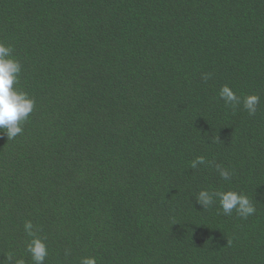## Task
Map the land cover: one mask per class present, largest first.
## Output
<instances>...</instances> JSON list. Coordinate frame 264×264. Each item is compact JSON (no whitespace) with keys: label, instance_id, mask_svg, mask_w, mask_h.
Listing matches in <instances>:
<instances>
[{"label":"trees","instance_id":"1","mask_svg":"<svg viewBox=\"0 0 264 264\" xmlns=\"http://www.w3.org/2000/svg\"><path fill=\"white\" fill-rule=\"evenodd\" d=\"M0 41L35 101L0 132V264H33L26 220L44 264H264V0H0ZM201 189L256 212L202 209Z\"/></svg>","mask_w":264,"mask_h":264},{"label":"clouds","instance_id":"2","mask_svg":"<svg viewBox=\"0 0 264 264\" xmlns=\"http://www.w3.org/2000/svg\"><path fill=\"white\" fill-rule=\"evenodd\" d=\"M20 73L21 64L13 57L12 47L0 41V132L7 136V140L15 139L23 132L22 124L28 119L35 106L33 98L14 87L19 82ZM203 78L207 80L209 74H205ZM219 96L226 106L235 108L242 105L250 116L256 114L260 103V97L257 94H247L241 98L228 85H223L220 88ZM205 163L204 156H197L190 162V167L197 169ZM215 167L223 180H230L232 172L229 169L220 165ZM195 201L202 209H207L218 203L223 214L231 215L235 211L242 219H247L256 212L252 200L245 193L233 189L219 191L201 189L197 193ZM23 227L31 238L27 242L26 250L31 255L33 264H44L48 255L46 242L36 234V227L30 220H26ZM6 258L9 264H26L22 257L14 259L11 253ZM79 264H97V259L95 256L81 257Z\"/></svg>","mask_w":264,"mask_h":264}]
</instances>
